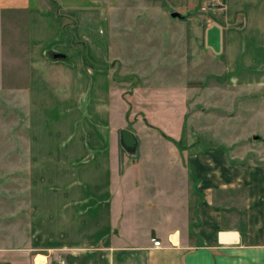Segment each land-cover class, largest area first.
Returning a JSON list of instances; mask_svg holds the SVG:
<instances>
[{
	"label": "crops",
	"instance_id": "0c3cea01",
	"mask_svg": "<svg viewBox=\"0 0 264 264\" xmlns=\"http://www.w3.org/2000/svg\"><path fill=\"white\" fill-rule=\"evenodd\" d=\"M115 2L119 0H0L2 81V51L9 35L25 40V74L16 89L31 120L29 132L21 126L27 144L22 153L35 170L40 164L65 165L46 173V186L37 174L34 232L30 245L16 250V259L29 256L27 264H264V0H224L223 23L215 28L223 34L228 85L245 95L255 92V159L236 160L225 145L203 147L191 140L184 144L190 172L185 157L176 171L181 180L188 174L193 183L190 188L179 184L176 202L173 189L163 182L164 157H133L139 139L118 118V86L113 71L104 69L112 63L109 19ZM67 28L70 33L64 32ZM54 52L65 56L54 58ZM223 90L232 92L231 87ZM79 107L96 122L82 126L85 134L79 140L72 126L64 124L63 153L57 146L50 151L48 123L36 125L32 116H51L60 108L73 113ZM123 129L138 140L134 152L122 144ZM146 164H153V170ZM44 205L55 213L48 220L39 218ZM133 211L141 215L134 219ZM80 216L78 226L90 227L85 233L52 234ZM144 220L148 230L141 239L134 226H143ZM178 220L179 225L172 224ZM154 238L162 245L155 246ZM0 264L19 263L0 247Z\"/></svg>",
	"mask_w": 264,
	"mask_h": 264
},
{
	"label": "rangeland",
	"instance_id": "374dc122",
	"mask_svg": "<svg viewBox=\"0 0 264 264\" xmlns=\"http://www.w3.org/2000/svg\"><path fill=\"white\" fill-rule=\"evenodd\" d=\"M115 5L109 19L112 63L104 69L113 71V84L118 86L121 114L118 118L120 116L121 123L126 122L139 139L138 150L132 156L164 157L163 182L173 189L174 202L180 198L175 192L179 184L182 182L190 188L193 183L188 174L183 181L176 171L185 157V170L190 172L184 156L189 149L184 144L191 140L198 139V145L203 147L225 145L236 160L253 161L258 141L254 140L257 134L255 92L245 95L228 85L223 34L215 31L223 23L224 0H119ZM174 11L184 17H172ZM64 32L70 33V30L67 28ZM9 37L2 51L3 81L0 79L3 82L0 89V247L8 249L9 259L27 264L29 256L17 260L16 250L28 247L34 232L32 193L37 194V174L41 175V186H46V173L60 171L65 165L46 163L36 165L35 170L23 154H26L27 144L21 128L29 132L31 116L22 109L16 86L21 88L25 74V40L17 34ZM223 87H231L232 92L224 94ZM218 103L219 107H213ZM62 111L60 108L51 116H32L36 125L48 123L49 150L55 151L57 146L61 154L64 150L61 145L68 135L62 130L64 124L72 126L73 136L79 140L85 134L82 126L97 120L95 116L86 117L81 107L73 109V113ZM182 149H186L184 154L180 153ZM122 151L128 154L126 149ZM151 166L153 164L145 167L152 171ZM81 211L80 208L78 213ZM54 214L44 205L39 218L48 220ZM130 214L134 219L137 214L141 215L135 211ZM80 218L56 227L52 234L58 238L85 233L90 227L78 226ZM143 223L141 229L134 226L141 239L148 230L145 220ZM39 237L41 239L42 234Z\"/></svg>",
	"mask_w": 264,
	"mask_h": 264
},
{
	"label": "water",
	"instance_id": "95a60500",
	"mask_svg": "<svg viewBox=\"0 0 264 264\" xmlns=\"http://www.w3.org/2000/svg\"><path fill=\"white\" fill-rule=\"evenodd\" d=\"M172 17H179V18H183L184 16L178 12V11H174L171 13ZM54 58H59V57H64L65 55L63 53H55ZM259 138L258 135L254 136V139ZM121 140H122V144L123 146L130 152H134L137 149V145H138V140L135 136V134L129 130V129H123L121 131Z\"/></svg>",
	"mask_w": 264,
	"mask_h": 264
},
{
	"label": "built area",
	"instance_id": "2783aa9c",
	"mask_svg": "<svg viewBox=\"0 0 264 264\" xmlns=\"http://www.w3.org/2000/svg\"><path fill=\"white\" fill-rule=\"evenodd\" d=\"M153 242H154V245H155V246H161V245H162L161 240H158V239H156V238L153 239Z\"/></svg>",
	"mask_w": 264,
	"mask_h": 264
},
{
	"label": "trees",
	"instance_id": "16d2710c",
	"mask_svg": "<svg viewBox=\"0 0 264 264\" xmlns=\"http://www.w3.org/2000/svg\"><path fill=\"white\" fill-rule=\"evenodd\" d=\"M55 53V52H54Z\"/></svg>",
	"mask_w": 264,
	"mask_h": 264
}]
</instances>
